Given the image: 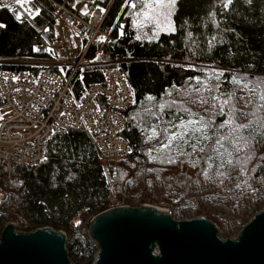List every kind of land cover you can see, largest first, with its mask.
Returning a JSON list of instances; mask_svg holds the SVG:
<instances>
[{
  "label": "trees",
  "instance_id": "16d2710c",
  "mask_svg": "<svg viewBox=\"0 0 264 264\" xmlns=\"http://www.w3.org/2000/svg\"><path fill=\"white\" fill-rule=\"evenodd\" d=\"M77 1L68 0V5L73 7ZM111 1L91 0L93 6H109ZM223 2L177 0L175 30L158 31L153 25L134 27L131 7L124 0L114 1L103 29L113 30L115 41L103 47L97 65L84 70L83 81L87 87L102 83L104 72L112 66L127 75L135 91V103L126 112L123 136L132 154L128 160L104 162L88 136L73 131L53 136L45 160L37 166H18L11 177L0 167V236L9 223L25 233L51 227L67 235L74 264H93L99 248L89 236L91 220L108 209L112 194L118 196L124 182L129 189L140 188L139 196L129 199L138 206L154 203L144 194L153 182L161 183L170 196L160 205L172 214L185 217L187 210L199 205L197 215L221 226L227 209L231 215L237 211L239 218L228 237L240 232L264 208L263 122L243 123L247 127L241 134L249 144L239 153L234 151L235 141L225 142L219 149L225 160H233L224 168H219L220 159L210 149L206 151L211 160L202 158L204 153L193 152L192 140L180 145L185 155L180 154L178 140L170 148L162 147L169 143L165 129L182 120L203 119L211 122L213 132L219 129L227 135L230 131L219 127L230 119L227 114L203 118L196 111L175 107L166 100L168 92L194 80L199 68L226 71L227 85L233 73L240 72L260 79L264 87V0H232L227 9ZM33 4L38 15L30 11ZM27 7L29 20L23 22L8 7H0V57L35 56L39 33L54 37L51 4L34 0ZM122 23L123 36L119 32ZM100 48L94 44L89 57H96ZM75 86L78 93L83 88L79 79ZM159 128V136L149 139L152 130ZM229 152L232 156L227 155ZM237 157L246 160V171L236 162ZM169 159L175 163H168ZM218 171L224 175H218ZM238 184L240 187H236Z\"/></svg>",
  "mask_w": 264,
  "mask_h": 264
},
{
  "label": "built area",
  "instance_id": "2783aa9c",
  "mask_svg": "<svg viewBox=\"0 0 264 264\" xmlns=\"http://www.w3.org/2000/svg\"><path fill=\"white\" fill-rule=\"evenodd\" d=\"M47 1L54 37L40 32L35 56L0 57V167L9 177L18 166L41 164L50 139L73 131L87 135L104 162L128 160L132 154L123 136L126 112L135 103L127 75L112 66L102 83L87 87L83 81L84 70L97 65L103 47L115 41L113 30L103 29L115 0L109 6L79 0L73 7L68 0ZM14 15L20 16L18 10ZM96 43L101 48L90 58ZM77 79L83 84L79 93ZM123 206L124 198L111 197L108 209Z\"/></svg>",
  "mask_w": 264,
  "mask_h": 264
},
{
  "label": "water",
  "instance_id": "95a60500",
  "mask_svg": "<svg viewBox=\"0 0 264 264\" xmlns=\"http://www.w3.org/2000/svg\"><path fill=\"white\" fill-rule=\"evenodd\" d=\"M90 239L99 251L93 264H264V208L235 238L223 239L204 216L178 221L168 210L123 206L96 215ZM67 235L51 227L0 236V264H74Z\"/></svg>",
  "mask_w": 264,
  "mask_h": 264
},
{
  "label": "rangeland",
  "instance_id": "374dc122",
  "mask_svg": "<svg viewBox=\"0 0 264 264\" xmlns=\"http://www.w3.org/2000/svg\"><path fill=\"white\" fill-rule=\"evenodd\" d=\"M34 0H31V2ZM29 0H25L24 6L16 3V0H0V5H8V8L11 9L13 15L14 11L18 10L20 16L29 20V15L27 14L28 5L31 3ZM136 3H140V0H137ZM175 7L171 10L172 15L170 16V22L173 25V14ZM134 11L138 9L131 8V20L133 21L136 17L133 15ZM15 18L17 17L14 15ZM17 19V18H16ZM18 20V19H17ZM23 22V21H22ZM134 27H138L139 23H133ZM154 29L158 31H168L160 30L155 27ZM123 30L125 24L120 26ZM47 32H44V36L49 39ZM199 75L194 79L188 81L181 89H176L171 92H168L166 95V100H169L171 105L175 107L184 109L187 108L192 111H196L203 118H213L218 115L227 114L230 118H234L238 123H246L248 121L252 122H263L262 127L264 129V100L261 99L264 96V87L260 82V79L254 78L245 73L234 72L230 83L227 85L226 71L220 70L215 67H201L198 69ZM229 72V71H227ZM232 73V72H230ZM218 97V101H214L212 97ZM229 100L227 105L223 104L224 100ZM223 108V113L221 112ZM158 135L162 132L161 129L156 130ZM175 129L169 128L165 131L166 138L168 134ZM264 131V130H263ZM164 134V136H165ZM156 136V137H157ZM125 184V182H124ZM122 185L120 189V194H112L113 197H122L124 198L125 206L139 207L138 204L130 203V198H137L139 196L140 188L129 189L126 185ZM150 187L145 191V196L154 200V203H146L142 205H152L156 206L171 212L169 208H166L160 204L164 201H167L170 196L166 193L165 188L161 183L154 184L150 182ZM195 197L198 196L197 193L194 194ZM197 200L195 201L197 205ZM176 204V202H174ZM235 207V206H234ZM186 208V207H183ZM200 210L198 205L196 209L187 210V214L182 216L180 213L172 214L174 219L181 220H190L196 217H203L204 215H197V211ZM172 213V212H171ZM207 218L206 216H204ZM239 218V213L236 211L233 215L229 213V210H226V218L224 225H216L219 229L220 236L223 239L235 238L238 236V233H232L229 237L227 234L232 232L233 224ZM208 219V218H207ZM210 220V219H208ZM21 232V231H18ZM25 233V232H23Z\"/></svg>",
  "mask_w": 264,
  "mask_h": 264
},
{
  "label": "snow or ice",
  "instance_id": "6c2138e0",
  "mask_svg": "<svg viewBox=\"0 0 264 264\" xmlns=\"http://www.w3.org/2000/svg\"><path fill=\"white\" fill-rule=\"evenodd\" d=\"M31 2V0H29ZM177 0H140V3L133 2V0H124V3L129 5L131 8L138 9V11H134L133 15L136 19L133 20V23H139L140 27H144L146 25H155L157 29L160 30H168L174 31V26L170 22V16L172 15V9L176 6ZM16 3L20 4L22 7L24 6L25 0H16ZM232 3V0H224L223 7L225 9L228 8L229 4ZM0 7H8V5H0ZM30 11H36L35 5L33 4L32 9ZM100 11H104V9H100ZM38 15V11H36ZM17 19L21 17L17 15ZM3 27V25H0ZM120 35H124L123 32ZM191 35V33H189ZM140 37L137 36V39ZM101 41L105 38L100 37ZM34 51H38L39 49H33ZM13 79H18L17 77H13ZM214 101H218V97H212ZM264 100V96L261 97ZM229 100H224L223 104L227 105ZM163 107V106H161ZM221 112L223 113V108H221ZM63 115V113H61ZM220 129L229 128L230 131L227 135L221 134L219 129L213 132L212 125L210 121H205L203 119L198 120H188V121H181L178 125H173L175 131H172L168 134V144H163V148H170L172 143L175 141H179L180 144L177 145L180 148V154L185 155L186 153L183 152V149L180 145L188 143L189 140L193 142L190 144L193 152L199 151L200 153H204V157L208 160H211L212 157L208 156L206 151L210 149L213 151L218 159H220L219 168H224L226 165L230 166L233 164L232 159L225 160L223 158V154L219 151V149H223L225 146V142L235 141L234 151L239 153L244 147H247L249 141L241 134V130L246 128L247 125L240 124L236 125L234 118H230L225 120L220 126ZM167 131V129H165ZM158 135L155 129L152 130V137L149 139L156 137ZM211 141V143H209ZM217 146H219L217 148ZM130 151V149H129ZM228 156H232V153H227ZM237 163L241 164L242 171H246L247 169L244 168L245 161H240L237 157ZM168 163H175V161L169 159ZM195 167V163H193ZM211 167V165H209ZM218 175L223 176V172H217ZM236 187H240V185H236ZM77 223H79L77 221Z\"/></svg>",
  "mask_w": 264,
  "mask_h": 264
},
{
  "label": "bare ground",
  "instance_id": "6f19581e",
  "mask_svg": "<svg viewBox=\"0 0 264 264\" xmlns=\"http://www.w3.org/2000/svg\"><path fill=\"white\" fill-rule=\"evenodd\" d=\"M142 32V31H141ZM146 32V31H145ZM152 134V133H151ZM163 150V149H162Z\"/></svg>",
  "mask_w": 264,
  "mask_h": 264
}]
</instances>
